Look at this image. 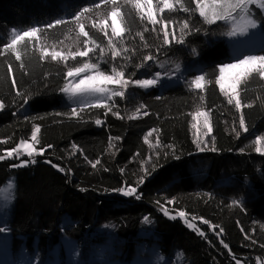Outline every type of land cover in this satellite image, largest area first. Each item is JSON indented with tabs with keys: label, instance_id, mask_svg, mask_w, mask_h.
<instances>
[{
	"label": "trees",
	"instance_id": "trees-1",
	"mask_svg": "<svg viewBox=\"0 0 264 264\" xmlns=\"http://www.w3.org/2000/svg\"><path fill=\"white\" fill-rule=\"evenodd\" d=\"M117 10L120 36L104 26ZM245 11L264 31L263 9L251 3ZM154 18L133 0H0V155L32 141L37 126L34 146L46 149L24 167L14 166L29 159L23 151L0 159V188L15 178L7 240L15 257L26 249L31 259L38 248L40 264H70L73 239L84 261L74 264H264V79L244 77L229 103L217 79L222 64L241 58L227 39L232 25L208 23L197 0H172ZM54 52L64 59L53 60ZM255 53L264 56V44ZM168 56L182 61L186 78L203 76V87L162 85L167 74L146 88L130 82L149 75L147 62L154 68ZM97 57L130 80L113 86L124 95L108 107L80 108L62 89L71 69ZM197 112L212 128L200 147L206 130L198 131ZM163 206L186 212L195 227Z\"/></svg>",
	"mask_w": 264,
	"mask_h": 264
},
{
	"label": "snow or ice",
	"instance_id": "snow-or-ice-1",
	"mask_svg": "<svg viewBox=\"0 0 264 264\" xmlns=\"http://www.w3.org/2000/svg\"><path fill=\"white\" fill-rule=\"evenodd\" d=\"M113 4L116 3V0H112ZM148 4V10H147V17L148 19L155 24L157 21L154 18V14L151 8V0H146ZM252 2V0H227V3H225V0H197V6L199 8L200 15L205 17L208 23H214L217 20H224L227 15V9L235 10V9H246V6L248 3ZM136 7L141 8L143 7L142 0H135ZM165 6L168 7V0H164ZM118 16H119V11H113L112 12V26H111V31L113 35L119 36L123 31V27L120 25L118 22ZM244 21V28L242 30H246L247 26L250 24L251 26H255V21L250 20L246 17H242ZM57 24H60L61 21H56ZM187 27V25H185ZM81 31H83V28H81ZM35 32V29L32 30V33L29 32H24V36H30ZM235 34V33H233ZM87 35V33H85ZM167 35V34H165ZM17 41L13 40V44H15ZM87 43V41H85ZM165 43H167V39L165 40ZM120 53L115 49L113 46V51L112 55L113 57L118 56ZM80 56H87L88 52H81L79 53ZM64 59V57L61 55L59 52H54L52 54V59L56 60L57 58ZM19 58V56H17ZM148 59V58H146ZM95 68V65H88L85 64L83 68H74L71 69L68 72V76H73L74 74L79 75L85 68ZM252 73H259L261 76H264V56H247L244 59L239 60L237 63H227L223 64L219 68V77L217 79V83L220 86L221 91H224L225 95H229V103H232L231 97L235 95V89L239 85L240 81L246 77L249 74ZM124 73H117L116 75H105L103 73H97L96 76H89L86 77L85 79H81L79 83L75 84L74 86H65L62 91L65 93H68L69 95H79L85 92H94V93H99L101 95H105L108 100H111L112 96H117V95H124V93H116L112 92L111 89L107 87L109 84H116L120 85L121 87H127L128 86V81L123 79ZM159 75V73H157ZM229 79L230 83L225 85V80ZM204 80L203 76H198L196 77L195 81L192 82L194 84V87L197 89H200L203 87V84L201 81ZM89 81H96L94 84L88 83ZM135 84L140 85L141 87H149L153 84L156 83L155 80H135ZM236 107H240V100L236 99ZM97 107H108L106 102L102 101H97L96 102ZM2 107V105H0ZM109 111H111V108H109ZM147 115V113H145ZM199 117H203V120L198 128V131L202 128L205 129L206 131L203 132V134L197 139L196 144L197 147H200V144H206L207 142L203 139V136H206L208 133L212 132V128L209 124L207 114L204 112H197L193 119H198ZM97 125L101 124V120L97 119L95 121ZM241 125L244 124V119L241 117L240 119ZM194 128H197V125H193ZM39 127H35L32 132H31V140L34 143H28L27 141H22V151L25 156H27L29 159L26 160H20V162L16 165L15 167H24L28 165L29 163L35 164L36 159L35 157L37 156H43L46 149L41 147L39 150L34 146L35 143H39L37 139V133L39 132ZM159 143V141H157ZM204 148H200V151H204ZM20 148H16L10 151H6L3 155H0V159H7V158H15V159H20ZM259 151V149H257ZM45 163L52 164L51 160H45ZM99 161H97L95 164H92V167L95 168L96 164H98ZM53 167L57 168L58 171L64 172L65 169L63 167H60L58 165L53 164ZM143 182V177L141 178V183ZM13 187L12 183H9V188ZM83 191V189H82ZM121 195L126 196V197H135L137 200L141 199V197L137 194V189L134 187H121L117 189ZM165 215H168L167 210L164 212ZM178 217L184 219L185 224H187V227L189 228H194V224L190 223L188 218H186V214L183 211H180L178 213ZM171 219H176L175 216L170 217ZM148 218L145 217V220ZM192 219H195L194 217ZM204 224H207L208 221L204 220ZM10 228L8 225H4L0 227V233H5L9 232ZM200 235H203V233H200ZM227 247V245H225ZM22 251L26 252V249H22ZM78 249L76 252L73 254L78 255ZM41 262V253L39 249L37 248L35 251V255L31 258V260L28 262V264H40Z\"/></svg>",
	"mask_w": 264,
	"mask_h": 264
},
{
	"label": "rangeland",
	"instance_id": "rangeland-1",
	"mask_svg": "<svg viewBox=\"0 0 264 264\" xmlns=\"http://www.w3.org/2000/svg\"><path fill=\"white\" fill-rule=\"evenodd\" d=\"M133 1L135 2V0H133ZM171 1L172 0H168L169 6L171 5ZM142 3H143V7H141L140 9L144 10L147 13L148 4H147L146 0H142ZM225 3H227V0H225ZM251 3L257 4L264 11V0H252V2L248 3L247 5H249ZM168 7L165 6L164 0H151V8H152L154 15L156 14V12H158V10L160 11V10L168 8ZM245 10L246 9L242 10L239 8L235 9V10L227 9V15H226V18L224 19L232 25V29L229 32L227 39H228V42L230 44V47H231L234 55L235 56L241 55V58L239 60L244 59L247 56H252V55L262 56L258 53H255V52L257 49H259L264 44V31L261 30L259 23H257L253 19L252 15ZM242 17H246L250 20L255 21V26H251L249 24L247 26L246 30H242V28H244V21H243ZM112 20H113V17H112V13H111L110 19H109V24L108 23L104 24V26L107 30L109 29L111 31ZM118 22L120 23L119 19H118ZM120 25H121V23H120ZM233 33H235V34H233ZM239 60L234 61V62H229V63H237ZM91 61L97 62L98 57L95 60H91ZM147 64H149V62H147L144 66L149 68V70L151 72H149V75H147L145 78L137 79V80H145V79L146 80H155L156 83H158V81L160 82L161 79H163V77H165V75L167 74V77L165 78V81H163L162 85H169V84L181 82L183 80H187L191 85L194 86V84H192V82L195 81L197 76L186 78L185 74H184V70L180 69L182 66V61L177 57L168 56V57L162 58L159 61V63L157 61V66L154 68L151 67V65L149 66ZM225 64H227V63H225ZM88 65H95V68H92V67L85 68L79 75L74 74L73 76H69L67 86H69V87L74 86L75 84L79 83V81L81 79H85L86 77H89V76H96L98 72L103 73L105 75H116L117 73H121V72H117L115 70L106 71L101 67L100 63H98V62H97V64L88 63ZM81 68H83V67H81ZM157 73H159V75H157ZM161 76H163V77L161 78ZM262 77L264 79V76H262ZM123 79L124 80H130V79H126L124 77V75H123ZM130 82H134V80L130 81ZM88 83L94 84V83H96V81H89ZM201 83L203 84V81H201ZM229 83H230V80L226 78V80H225L226 88H227V85ZM115 85L116 84H109V85H107V87L109 89H111V91L113 92V86H115ZM238 88H239V85L235 89L236 94L233 95L232 97L237 96V93L239 90ZM64 95H65L66 100H68L72 103L73 102L79 103L78 107H80V108L82 106H86V105H96L97 101L106 102L107 105L109 104V100L107 99V97L105 95H101L99 93L85 92V93L73 96V95H69L68 93L64 92ZM81 104H83V105H81ZM0 105H1V103H0ZM1 108L2 107H0V110H1ZM202 120H203V117H200V122H202ZM151 138L152 137H150V139ZM27 142L33 143V141H30V140H27ZM258 143L259 144L264 143V136L259 139ZM22 147H23V145L21 143L19 146L21 151H22ZM9 183H12L13 187L9 188ZM14 187H15V178H14V176H11L10 178H8V180H6V182L0 188V225H6V224L8 225L9 224L11 206H12V203L14 200ZM169 201L172 202V199H170ZM162 208H164L167 211L169 210V208L166 206H163ZM179 212L177 211L174 213H168V216H171L170 214H172V215H176L175 217H178ZM185 214H186V212H185ZM187 217H188V215L186 214V218ZM66 238L67 237L64 236V239H66ZM8 239H9V232H5V233L0 234V264H28V262L31 260L30 259L31 256H30L29 252H24L20 257H15L11 253L10 246L8 245L9 242L7 241ZM141 246L143 249L147 248L145 245H141ZM77 249H78L77 243L73 239L70 240L69 244L67 245V256H68V258L73 260L70 264H74L73 262L76 263L78 261L84 263V261H82L81 259L78 258V255H75V256L73 255ZM109 254H110V252H109ZM100 255H103V254H100ZM135 257H136L135 261H137V260L142 259L143 255L137 254V256H135ZM57 258H58V260H60V256H57ZM164 259H165V257H164ZM147 262L150 264H155L151 260L147 261ZM47 264H55V263L50 261Z\"/></svg>",
	"mask_w": 264,
	"mask_h": 264
},
{
	"label": "built area",
	"instance_id": "built-area-1",
	"mask_svg": "<svg viewBox=\"0 0 264 264\" xmlns=\"http://www.w3.org/2000/svg\"><path fill=\"white\" fill-rule=\"evenodd\" d=\"M170 215H171V217L176 216V215H172V214H170ZM176 218H179V217H176Z\"/></svg>",
	"mask_w": 264,
	"mask_h": 264
}]
</instances>
